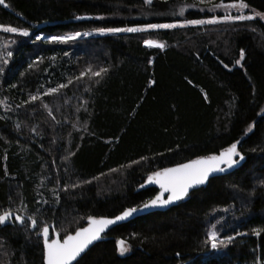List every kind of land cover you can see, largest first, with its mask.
Segmentation results:
<instances>
[{
    "label": "trees",
    "instance_id": "obj_1",
    "mask_svg": "<svg viewBox=\"0 0 264 264\" xmlns=\"http://www.w3.org/2000/svg\"><path fill=\"white\" fill-rule=\"evenodd\" d=\"M221 2L232 0H4L0 25L31 34L0 30V45L9 44L3 53H13L0 62V213L55 223L63 235L90 215L115 216L149 200L158 189L139 185L151 172L241 140L248 157L242 167L212 178L168 211L116 226L78 264H255L257 257L264 264V231L252 234L264 230L263 20L35 41L224 16V7L208 10ZM246 3L245 12H264V0ZM241 49L243 67L235 64ZM89 67L107 72L74 79ZM69 79L57 94L22 103ZM212 225L221 238L242 235L213 250L205 243ZM38 230L0 226V264H42ZM120 239L130 247L123 256Z\"/></svg>",
    "mask_w": 264,
    "mask_h": 264
},
{
    "label": "snow or ice",
    "instance_id": "obj_2",
    "mask_svg": "<svg viewBox=\"0 0 264 264\" xmlns=\"http://www.w3.org/2000/svg\"><path fill=\"white\" fill-rule=\"evenodd\" d=\"M151 0H145V3H150ZM201 3H206L208 0H200ZM0 4H4V0H0ZM224 7L227 9H237V14H227L221 19L231 20V21H244L252 20L255 17H259L264 20V12H256L253 10L252 14L245 15L243 10L248 9L249 5L246 0H232V2L224 4L221 2L214 6V8L208 9L209 11L215 8ZM184 9L181 8V15H183ZM86 17L77 16L76 19H85ZM217 17H212L209 20H188L187 24L200 25L204 23H216ZM175 24H147L143 28L130 27V28H98L96 32L100 34L104 33H119V32H139L145 31L147 29H158V28H173L176 27ZM0 30L4 33L17 34L22 37H29L30 32L26 28H18L13 26L0 25ZM81 35H89V33L75 32L68 36H52L44 37L42 35H36L35 41L48 40V42L64 43L69 40H74ZM144 43L149 47H158L163 49L165 45L156 43L152 40H145ZM0 47H6L0 45ZM12 51H6L0 54V62L3 64L8 63V59L12 57ZM67 55V53H65ZM245 58V51L241 49L239 51V58L235 60V64L243 67L242 61ZM39 59V58H38ZM151 63V60L149 61ZM33 65L29 64V68ZM228 68V65H224ZM0 71H3L0 68ZM86 72L91 76L99 77L102 73H106L107 69L101 68L99 71H92L89 67L86 71H82L79 77L74 79L79 80L86 75ZM23 75V73H21ZM73 80L69 79L67 84H59L56 88H49L44 93L30 94L27 101L22 102L23 104L32 103L40 100L42 96L54 95L59 92L60 89L68 87L72 84ZM154 83V81L149 82ZM191 83V81H189ZM15 87V85H13ZM205 100H207V94H204ZM45 108L48 107L47 104L43 105ZM51 114V113H49ZM254 127V124L249 125V130ZM240 141H235L231 143L228 147L222 148L218 153H212L205 156H198L194 159H190L184 163H178L173 167H165L159 170L151 172L147 179L139 185L140 188H144L148 185H157L158 191L149 200L144 202L140 208H126L118 215L114 217H96L88 216L87 225L76 227L74 231L69 232L64 230L63 235L59 231H56L55 227L43 223L40 226V222L28 216L27 218L19 215L13 214L11 211L5 210L0 213V226H5L9 223L13 225H20L27 229L36 230L35 235L38 240L42 239V264H74L77 262L78 258L92 245L94 242L102 239V234L109 229L110 226L117 224L118 222L124 221L131 217L134 213L141 209L156 208V207H166L177 201L183 200L189 196L190 192L198 189L200 186L205 185L209 182L210 177L215 173L226 172L238 165L239 162L245 159L244 155L238 150V145ZM72 155L73 153H69ZM67 159V157H65ZM147 157H141V160H146ZM132 163H139V161H133ZM83 183H90V181H84ZM78 185L73 184L72 187H77ZM66 190V189H65ZM45 203H47L45 201ZM51 228V235H50ZM216 225H212V228L207 232V238L205 243L210 245L211 249L216 250L219 247H227L231 244L236 236L242 235L237 232L235 235H229L224 237H219L218 232L215 230ZM264 230L253 229L252 234L259 236L260 232ZM116 250L123 256L130 251V247L127 245L126 241L120 239L116 241ZM179 255V253L177 254ZM255 264H262V261L257 257Z\"/></svg>",
    "mask_w": 264,
    "mask_h": 264
},
{
    "label": "water",
    "instance_id": "obj_3",
    "mask_svg": "<svg viewBox=\"0 0 264 264\" xmlns=\"http://www.w3.org/2000/svg\"><path fill=\"white\" fill-rule=\"evenodd\" d=\"M1 5H5V3L4 4H1ZM43 27V25H40V27L39 28H42ZM240 142H241V140H240ZM239 145H240V143H239ZM239 145H238V150H239ZM240 151V150H239ZM241 152V151H240ZM242 153V152H241ZM243 154V153H242ZM244 155V157H245V159L243 160V161H241V162H239L238 163V165L236 166V167H234V168H232V169H230V170H228V171H226V172H223V173H215V174H213V176L212 177H210V179H209V182H210V180L212 179V178H215V177H218V176H222V175H227V174H230V173H232V172H234L235 170H237V169H239L240 167H242L246 162H247V160H248V157H247V155H245V154H243ZM186 162V161H185ZM182 163H184V162H182ZM176 165V164H175ZM175 165H172V166H169V167H173V166H175ZM209 182L208 183H206L205 185H202V186H200L198 189H201V188H205V187H207L208 186V184H209ZM150 187H154V188H157L158 189V186L157 185H148V186H146V187H144V188H139V190H141V189H146V188H150ZM159 190V189H158ZM197 190V189H196ZM194 191V190H193ZM192 191V192H193ZM191 193V192H190ZM186 199V198H185ZM184 200V199H183ZM183 200H180V201H177V202H175V203H173V204H170V205H168V206H166V207H156V208H147V209H141V210H139V211H137L136 213H134L131 217H129L128 219H126V220H124V221H121V222H118L117 224H115V225H112V226H110L109 227V229L108 230H106V232L105 233H103L102 234V239H100V240H98V241H96V242H94L92 245H90L89 246V248L81 255V257H79L78 258V260H80L94 245H96L97 243H99V242H101V241H106V240H109L110 239V236L108 235L109 233H110V231L112 230V229H114L116 226H119V225H121V224H124V223H128V222H130V221H132V220H134V219H136L137 217H140V216H145V215H148V214H151V213H155V212H162V211H168V210H170L171 208H173L174 206H176V205H178L181 201H183ZM141 207V205L140 206H138V207H135V208H140ZM128 208H133V207H128ZM13 214H19V213H17V212H15V211H11ZM119 214V213H118ZM117 214V215H118ZM19 215H21V214H19ZM21 216H23V217H25L26 218V216L25 215H21ZM101 217H109V218H111V217H114V216H101ZM9 224H11V223H9ZM8 225V224H7ZM50 225H52V226H54L55 227V229H56V226H55V223H50ZM86 225H87V223H86ZM85 225V226H86ZM51 228H50V235H51ZM56 231H58L57 229H56ZM76 262H74V264H75Z\"/></svg>",
    "mask_w": 264,
    "mask_h": 264
},
{
    "label": "rangeland",
    "instance_id": "obj_4",
    "mask_svg": "<svg viewBox=\"0 0 264 264\" xmlns=\"http://www.w3.org/2000/svg\"><path fill=\"white\" fill-rule=\"evenodd\" d=\"M152 1V0H151ZM223 10H221V11H224L225 12V15H226V13L227 14H237V9H225V8H222ZM243 12H244V14L245 15H249V14H252V12H250V13H247V12H245L244 10H243ZM224 15V16H225ZM212 17H217V22L216 23H204V24H200V25H204V26H206V25H208V24H217V23H222V22H228V21H231V20H223V19H221L223 16H212ZM212 17H209V18H204V19H196V20H209L210 18H212ZM256 18V17H255ZM257 18H259V17H257ZM264 21V20H263ZM165 24H168V23H165ZM170 24H175V25H177V26H182V25H191V24H187L186 23V21H184V22H182V21H176L175 23H170ZM137 28H143V27H137ZM2 31V30H1ZM30 32V31H29ZM75 32H80V33H89V35H81L80 37H78V38H76V39H74V40H83V39H85V38H87V37H92V36H96V35H99L100 33H98V32H96V30H91V31H74V32H68V33H66V34H61V35H56V36H68V35H70V34H72V33H75ZM30 34H31V32H30ZM104 34H111V33H104ZM43 36V35H42ZM46 37V36H45ZM69 41H71V40H69ZM152 41H154V42H156V43H158L157 41H155V40H152ZM160 44V43H159ZM1 45H4V46H6V47H2V53L4 52V50H7V47L9 46V44H6V43H4V42H2L1 43ZM264 112V111H263ZM47 115H50V114H47ZM51 116V115H50ZM57 123H59V124H61L60 122H57Z\"/></svg>",
    "mask_w": 264,
    "mask_h": 264
}]
</instances>
